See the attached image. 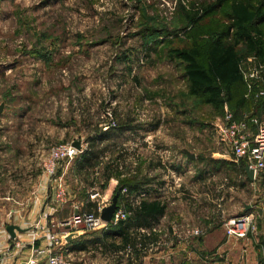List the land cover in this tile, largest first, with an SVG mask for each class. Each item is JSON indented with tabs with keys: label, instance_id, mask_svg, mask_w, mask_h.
Instances as JSON below:
<instances>
[{
	"label": "rangeland",
	"instance_id": "1",
	"mask_svg": "<svg viewBox=\"0 0 264 264\" xmlns=\"http://www.w3.org/2000/svg\"><path fill=\"white\" fill-rule=\"evenodd\" d=\"M213 1L0 0V192L13 195L14 182L27 186L31 181L36 204L51 208L57 186L80 198L91 188L102 192L107 183L104 165L118 156L119 161L131 159L135 174L142 166L143 174L162 189L158 193L163 200L174 202L172 209L187 210V231H202V236L187 239V250L199 258L197 264H218L226 255L221 246L227 245L239 262L242 257L244 264H260L262 179L216 199L207 190L215 194L222 178L213 176L212 167L203 170L198 163L224 149L211 125L221 119L225 107L231 112L230 106H223L220 114L190 97L182 66L167 57L170 47H187L192 40L201 47L206 35L227 25L228 6L202 19L196 29L183 20L181 14L193 15L194 9L202 11L197 18L203 17ZM244 1L250 5L262 1L264 10V0ZM200 29L206 34H199ZM147 48L151 54H146ZM157 119L161 124L154 131ZM121 121L129 122L134 131L123 133L119 145L109 149L96 169L75 173L77 161L69 160L58 165L52 179L47 177L52 147L78 141L84 149L85 141L98 131ZM182 150L197 163L191 166L187 157V177L179 182L185 195L187 191V202L177 200L181 188L173 187L176 178L163 168L183 161ZM202 170L210 176L206 185L194 181ZM112 178L119 181L117 174ZM41 179L48 186L39 197L35 193ZM9 199L0 200V207L10 206ZM221 211L224 218L253 216L245 239L225 236Z\"/></svg>",
	"mask_w": 264,
	"mask_h": 264
},
{
	"label": "crops",
	"instance_id": "2",
	"mask_svg": "<svg viewBox=\"0 0 264 264\" xmlns=\"http://www.w3.org/2000/svg\"><path fill=\"white\" fill-rule=\"evenodd\" d=\"M262 120H264V118H262ZM255 131L256 127L251 126L252 134H254ZM86 148L87 147L84 149ZM185 152H187V150H182L184 155L183 161H177V164L172 166L169 165L168 169L163 166L164 170H166L171 177L178 178L179 180H183L187 177V155ZM198 163L199 166H204L203 170L212 167L214 169L212 170L213 176L216 175L222 178L220 179L215 194L214 191L207 190V195H213L216 199H226V195L229 194V192H237L240 189H245V187H250L254 184L248 180L244 172L245 165L241 170V162L238 164L235 163L225 148L212 152L208 159L203 158V160H200ZM188 164L192 166L197 163L194 159H190ZM74 166L75 173L82 174L88 171L78 172L76 164ZM138 168L140 173L143 174L144 171L142 170V166H138ZM203 170L195 177L194 181L206 185L210 182V180H208L210 176ZM61 171V173L65 172L64 169ZM41 180L39 187L37 189L35 188V194L39 195V197L42 196L41 193L45 190V187L48 186V183L43 181L44 179ZM27 182V186L25 182H22L24 183L22 185L14 182L12 184L13 195H10L8 192H0V200H4L6 197H10V202L12 200L10 206L0 207V264H23L29 255V246L32 245L34 248L46 247L48 244L46 239L47 233H57L60 224L70 219L71 216L76 213V210L85 212L96 211L97 209V204L93 201H89L87 195L85 198H80L69 196V194H67L65 205L61 207L54 206V204L51 203L52 201L50 202L51 208L49 206L46 207L45 203L42 207L39 203L36 204L37 197H33L31 194L33 189L32 184L34 183L31 181ZM153 185H155V182L146 186L149 194L143 200L148 202L157 200L162 201L166 204V211L151 228H136L135 230L129 231L130 236L135 235L137 237V242L131 247L136 249L135 253L134 250L128 246L119 249L121 243L118 238L114 240L103 239V230L86 231L82 227H70L67 229L65 236H60V234L57 235L61 240V250L71 256L74 264H197L199 258L194 255V252L187 250L189 249L187 242L176 241L171 237L169 232L171 225L187 228V210L179 213L172 209L174 202L169 204L163 200L161 194L154 189ZM117 186V179L110 177L105 185V190L99 193L108 201V198L114 196L112 192H114L115 189L117 190ZM184 190L185 188L182 186V194H180L181 196L177 199L178 201L182 202V200H185L187 202V191L185 195ZM3 193H5V195ZM119 197L122 198V200H117V207L126 210L125 202L121 194H118V198ZM108 205L107 202L104 207ZM221 216L225 217L224 211H221ZM8 226H15L21 230L20 232L15 231L14 239H12L6 231ZM153 243L157 244V246L147 250ZM15 244H19L20 247L23 248L14 250ZM232 251L229 245L221 246V252H226V255L225 257H220L221 259L218 264H244L242 257L241 262H239V257L234 256Z\"/></svg>",
	"mask_w": 264,
	"mask_h": 264
},
{
	"label": "trees",
	"instance_id": "3",
	"mask_svg": "<svg viewBox=\"0 0 264 264\" xmlns=\"http://www.w3.org/2000/svg\"><path fill=\"white\" fill-rule=\"evenodd\" d=\"M226 6H228L226 26L214 29L206 35L207 38L201 40L203 43L201 47L198 40H192V44L187 47H170L167 57L179 62L182 66V75L187 82L188 95L199 100L200 104L217 110L220 114L223 106L229 104L234 120L240 121L245 118L249 121L255 118L262 121L264 98H255L253 93H247L241 74L242 64L246 63L248 58L253 57L257 64L264 65L262 1L250 5L244 0H214L205 9L201 18L196 16L202 13L199 9H194L193 15L184 12L181 16L188 26L196 29L202 19L215 12H220ZM199 34L205 35L206 31L200 29ZM145 50L146 54H151V48ZM259 86L264 87V82L261 81ZM128 123L127 121L116 123L115 126L108 127L106 131H98L96 136L85 141L87 148L76 159L78 172L91 170L102 164V158L110 151L109 149L119 145L123 133L134 131V127ZM160 124V120L157 119L153 129L156 130ZM119 159L120 156L115 159L116 162L111 160L103 167V175L107 180L114 174L118 176L119 181L115 193L119 190L120 195L123 188H126L130 195L148 192L146 186L154 183V179L147 178L140 171L135 175L121 178L119 167L123 165L124 160L119 161ZM244 165L245 161H241V170ZM257 178H261L264 185L263 177ZM118 199L122 200L120 197ZM123 201L129 213L128 217L103 231V239L118 238L120 240L119 249L126 246L131 248L137 242V237L130 236L129 231L136 228H151L166 211V204L158 200L150 202L142 200L138 205H131L124 198ZM131 249L134 253L136 252V249Z\"/></svg>",
	"mask_w": 264,
	"mask_h": 264
},
{
	"label": "built area",
	"instance_id": "4",
	"mask_svg": "<svg viewBox=\"0 0 264 264\" xmlns=\"http://www.w3.org/2000/svg\"><path fill=\"white\" fill-rule=\"evenodd\" d=\"M264 71L263 64H257L256 60L251 57L242 64L241 74L247 88V93H253L255 98H264V87L260 88L259 83L262 81V73ZM254 88L255 91H254ZM247 94V95H248ZM251 126L256 127L254 134L251 132ZM212 130L220 145H222L232 157L235 163L245 161L251 170H253V182L257 177L262 176L264 181V120L258 121L255 118L247 121L243 118L240 121L234 120L232 113L225 107L221 119H218L213 125ZM85 149L81 146L77 150L72 143L59 144L52 147L49 151L45 173L49 179L55 176L59 164L76 160ZM129 161H132L131 159ZM126 161L120 165L121 177L135 174V169H131V165ZM129 164V170L127 166ZM180 180L176 178L173 187H180ZM48 183V182H47ZM156 191L162 189L159 185H153ZM167 187V186H166ZM171 187V186H169ZM121 196L131 203L138 205L141 200L148 196V192H141L137 195H130L126 188L121 189ZM87 198L97 204L96 211H78L71 216L70 219L60 224V236H65L68 228L82 227L86 231L107 230L111 225H116L120 221H124L129 213L123 208L117 207L113 219L110 223L103 222L100 217V211L107 204V199H104L96 188H91ZM57 207L65 205L67 193L64 188L57 186L55 194L50 198ZM224 234L227 238L234 240H243L248 235V232L253 228V216L251 214L233 216L224 218L219 217ZM155 232V231H154ZM170 235L173 239L179 242H187L188 238L202 236V231L193 230L187 231V228L171 225L169 228ZM59 233H47L46 239L48 244L44 248H34L29 246V255L23 264H74L73 259L68 253L61 250V240L57 237ZM159 244V243H158ZM157 244H151L147 250L156 247ZM19 244L14 245V250L22 249ZM260 264H264V257Z\"/></svg>",
	"mask_w": 264,
	"mask_h": 264
},
{
	"label": "water",
	"instance_id": "5",
	"mask_svg": "<svg viewBox=\"0 0 264 264\" xmlns=\"http://www.w3.org/2000/svg\"><path fill=\"white\" fill-rule=\"evenodd\" d=\"M2 110V106H0V113ZM73 146L77 149L80 150L81 149V143L80 142H74ZM185 154L187 155L188 159L193 160L194 156L190 155L188 152H185ZM244 172L247 175V178L250 182H253V170H251L247 165L244 167ZM118 193L119 190L117 191V193L112 197L111 202L108 206L104 207L99 214L100 219L105 222V223H110L113 219L114 213L117 210V200H118ZM7 233L9 234V236L14 239L15 237V231L20 232L21 230L15 226H8L6 228Z\"/></svg>",
	"mask_w": 264,
	"mask_h": 264
}]
</instances>
